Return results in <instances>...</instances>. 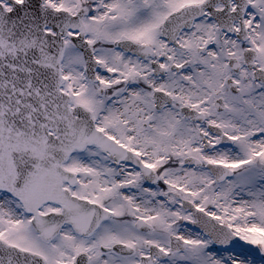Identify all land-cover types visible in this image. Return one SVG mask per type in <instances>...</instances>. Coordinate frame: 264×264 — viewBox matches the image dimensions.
Segmentation results:
<instances>
[{
    "label": "snow or ice",
    "instance_id": "6c2138e0",
    "mask_svg": "<svg viewBox=\"0 0 264 264\" xmlns=\"http://www.w3.org/2000/svg\"><path fill=\"white\" fill-rule=\"evenodd\" d=\"M0 264H264V0H0Z\"/></svg>",
    "mask_w": 264,
    "mask_h": 264
}]
</instances>
